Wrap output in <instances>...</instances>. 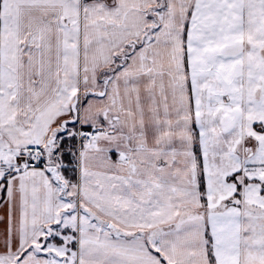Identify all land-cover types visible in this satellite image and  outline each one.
Instances as JSON below:
<instances>
[{
  "label": "snow or ice",
  "instance_id": "obj_1",
  "mask_svg": "<svg viewBox=\"0 0 264 264\" xmlns=\"http://www.w3.org/2000/svg\"><path fill=\"white\" fill-rule=\"evenodd\" d=\"M0 264H264V0H0Z\"/></svg>",
  "mask_w": 264,
  "mask_h": 264
}]
</instances>
